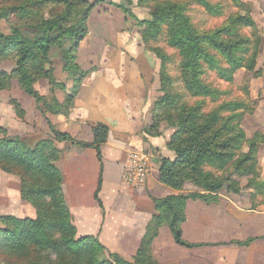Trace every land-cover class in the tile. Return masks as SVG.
Wrapping results in <instances>:
<instances>
[{
  "label": "trees",
  "instance_id": "1",
  "mask_svg": "<svg viewBox=\"0 0 264 264\" xmlns=\"http://www.w3.org/2000/svg\"><path fill=\"white\" fill-rule=\"evenodd\" d=\"M44 1H51L58 7L52 10L50 18L39 22L35 37L21 29L23 18L30 16L27 9L32 7L34 0H19L11 6H6L5 0L0 1L3 5L0 7V19L5 17L12 26L8 34L0 31V58L6 53L13 54L17 65L13 74L21 86L37 99L41 97L33 86L39 77L51 74L45 64L50 61L49 51L55 45L61 48L65 69L80 74L77 82L86 77V71L76 63V52L88 34L87 21L94 7V3L87 0H76L75 5V0ZM199 2L213 15L223 14L220 5L209 0ZM234 2L239 7L247 6L243 0ZM65 4L71 9L82 6L75 12L78 13L76 22L71 21L73 14L70 10L60 11ZM16 15L20 17L17 21L13 20ZM143 22L146 28L142 37L147 45L165 31L167 46L178 52L181 59L178 80L184 91L179 94L172 87L162 89L164 95L153 104V122L145 128V138L162 135L159 122L164 114L165 120L175 129L168 141V148L175 153V158L160 159V181L179 191L185 189L187 182H192L197 190L153 198L156 214L148 223L141 245L130 261L109 252L97 236L77 234L65 199L64 177L54 163L60 153L54 139L44 140L33 148L26 147L18 139L0 141V161L8 158L24 167L21 198L37 212L35 219L19 218L13 214L0 216V264H154L152 246L162 227L170 229L180 246L195 248L213 245L184 239L182 225L187 219V202L200 199L207 204H215L219 202L223 189L239 193L242 178L254 181L260 178L259 147L264 144V133L258 130L251 137L247 136L242 126L248 111L247 103L244 100L220 99L227 91L207 84L204 78L206 70L214 69L220 78L232 83L238 70H254L261 51L262 36L256 41L252 38L232 41L238 35L237 28L232 24H246L256 29L251 9L247 7L246 15L232 17L230 23L211 33H200L188 17L186 6L174 0L157 5L152 18ZM67 43L69 47H65ZM161 73L172 84V77L163 70ZM2 76L7 74L2 73ZM51 83L55 85L54 81ZM51 90L54 92V87ZM73 97L68 95L63 103L55 96L51 100L56 110L67 114ZM208 99L214 102L213 106ZM49 124L57 140L92 146L101 159V146L106 143L109 134L106 124L93 126L94 141L90 144L77 141L71 134L56 129L50 121ZM7 170L14 172L10 168ZM254 240L256 237H249L244 241L224 244L247 246ZM107 252L109 258L106 257Z\"/></svg>",
  "mask_w": 264,
  "mask_h": 264
},
{
  "label": "crops",
  "instance_id": "2",
  "mask_svg": "<svg viewBox=\"0 0 264 264\" xmlns=\"http://www.w3.org/2000/svg\"><path fill=\"white\" fill-rule=\"evenodd\" d=\"M103 1L89 16L88 34L78 47L77 62L88 73L80 85L68 86L74 95L70 111L66 115L51 114L49 119L56 129L89 144L94 141V125L109 127L101 159L92 146L70 144L58 165L78 235L97 236L112 253L133 258L156 214L153 198L197 188L179 191L160 181V159H174L175 153L168 148L169 135L145 138L144 132L152 124L153 104L160 96L159 60L146 49L133 20L117 7L119 1ZM134 13L141 20L151 17L150 12L137 6ZM260 121L264 133V115ZM49 125L46 121L48 132ZM139 154L147 156L148 164L146 183L137 187L128 182L126 171L134 162L133 155ZM259 165L264 178V144L259 147ZM19 200H23L21 196ZM186 214L182 230L189 242L229 243L264 237V208L245 210L226 198L215 204L190 199ZM168 234L172 235L169 228L162 227L157 240ZM170 244L173 247L175 240ZM258 244L264 250V240L259 239L237 246L251 249ZM235 264L241 263L236 259Z\"/></svg>",
  "mask_w": 264,
  "mask_h": 264
},
{
  "label": "rangeland",
  "instance_id": "3",
  "mask_svg": "<svg viewBox=\"0 0 264 264\" xmlns=\"http://www.w3.org/2000/svg\"><path fill=\"white\" fill-rule=\"evenodd\" d=\"M17 1L19 0H5V5H15L14 3ZM87 1L94 3L93 9L98 4L104 2L103 0ZM114 1H119L117 7L133 20L138 27L137 30L140 31L142 36V31L146 28L143 21L152 18V12L157 8V5L159 6L169 0H145L146 2L141 3V0ZM174 1L183 3L186 6L188 17L200 33L215 32L219 28L230 23L232 17L235 18L246 15L247 7L251 9V16L255 20L256 29L246 24L236 25V23H234L232 25L234 28H237L238 35L233 37L232 41L237 42L242 40V38H252L253 41H256L262 36L263 41L261 42V51L254 70H238L232 83H228L220 78L217 71L214 69L206 70L204 73V78L207 84L218 87L220 90L227 91V93L221 96L220 99L244 100L247 103L248 111L243 117L242 126L246 131L247 136L251 137L256 131H260V125H258L257 121L259 120L261 123L260 118L264 115V0H243L247 4V6L243 7H239L234 0H209L222 7L223 14L221 16L213 15L199 2V0ZM73 2L75 5L76 0ZM1 6L3 5H0V7ZM134 6H137L138 8L140 7L143 11L150 12V19H139L135 14L137 12L134 13ZM57 7L58 6L51 1L34 0L32 7L27 9V13H30V16L23 18L24 25H22V27L20 26L21 29L31 37H35L39 31V22L43 18H50L52 10L57 9ZM80 8H82V6H75V8L71 9L70 5L65 4L61 6L60 11L70 10L73 14L70 16V19L72 22H76L78 19V16L76 15L78 13L76 14L75 12ZM19 18V15H16L13 20L17 21ZM10 25L5 17L0 19V31L4 34L11 32L12 26ZM166 41V33L163 31L156 40L149 41L148 45L144 42L146 49L159 60L157 89L158 92H160V96L155 99L154 103L164 95L162 89L165 90L167 87H169V89L172 87V90L179 94L184 92L182 84L180 83V80H178L181 59L175 49L167 46ZM67 46L69 47V43L65 44V47ZM157 52L163 55L164 58L159 56ZM215 53L218 54L216 50ZM61 57V48L59 45L53 46L49 51L50 61L45 64L46 70L51 71V74L39 77L33 86L37 95L41 97V99H37L29 94L21 86L17 76L13 74V71L17 66L13 54L6 53L0 58V141L3 142L7 139H18L26 147L33 148L36 144H39L44 140L54 139L55 147L60 151L59 158L54 160V163L58 167L59 162L66 152V147L73 144V142L57 140L51 129L48 132L46 121H50L49 116L51 114L66 115L64 112L56 110L57 108L51 99L55 96L60 103H63L66 101L67 96L71 95L68 86L73 84L75 85L74 87H76L77 85H80L85 78L84 77L78 83L77 79L80 77V74L65 69L64 61ZM76 63L78 64L77 58ZM81 70L83 69L81 68ZM162 70L165 71L169 77H172V84L171 81L169 82L167 79L163 78L161 73ZM2 73H6L7 76L3 77ZM87 73L88 72L86 71V75ZM52 81H54L55 85L51 83ZM53 87L54 92L51 90ZM66 90L67 92L65 96H63V92ZM208 101L211 106L214 105V102H211L210 99H208ZM258 113L259 118L257 115ZM164 117L165 115L162 114V120L159 122V131L162 132L163 135H169L170 139L175 129L171 128ZM7 168L13 169L14 172L8 171ZM262 170L263 168L260 166L261 174ZM261 174L260 178L255 181L250 178H242L240 180L242 190L239 193L228 192L223 189L221 194L224 195L219 196V202L221 199L226 198L227 200H233L240 208L245 210L264 208V178L261 177ZM22 176H25L23 166L9 161L8 158L0 161V216L14 213L15 216L19 218L30 217L35 219L37 215L36 210H34L35 208L24 199L19 200L22 190ZM185 186L187 188H190V186L194 188L192 182H187ZM173 238L174 237L170 234H168V236H161L158 240L156 238L157 241L155 240L156 242L154 241L152 246V252L155 258L154 264H235L236 259H238V262L241 264H264V250L259 248V244L251 249H240L237 246L238 244L225 245V242L187 248L180 246L175 242V245L172 247L170 243L171 241H174ZM256 239L264 240V237H256ZM155 243L156 246H154ZM107 250L109 251L108 248ZM108 255L109 253L107 252L106 257ZM127 259L132 261L133 258Z\"/></svg>",
  "mask_w": 264,
  "mask_h": 264
},
{
  "label": "built area",
  "instance_id": "4",
  "mask_svg": "<svg viewBox=\"0 0 264 264\" xmlns=\"http://www.w3.org/2000/svg\"><path fill=\"white\" fill-rule=\"evenodd\" d=\"M134 162L129 165L126 177L129 183L134 186H143L147 179L148 159L144 154L133 155Z\"/></svg>",
  "mask_w": 264,
  "mask_h": 264
}]
</instances>
